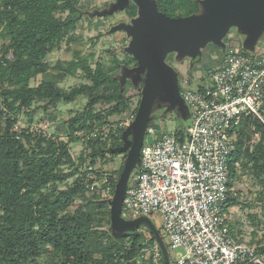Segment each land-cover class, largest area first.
Segmentation results:
<instances>
[{
  "label": "trees",
  "instance_id": "trees-1",
  "mask_svg": "<svg viewBox=\"0 0 264 264\" xmlns=\"http://www.w3.org/2000/svg\"><path fill=\"white\" fill-rule=\"evenodd\" d=\"M156 1L159 10L171 17L198 10L196 0ZM76 6L77 0H0V28L8 37L0 58V97L5 108L0 109V264H147L150 259L144 251L154 245L148 230L137 228L126 236L112 235L109 205L102 201L100 191L87 192L84 179L78 175L85 159L80 156L75 162L68 152V142L35 135L26 128H21L20 138H16L12 130L16 113L30 108L35 100L48 99L54 106L58 101L88 98L83 111L69 119L68 141L82 138L77 134L79 130L101 128V116L95 115L93 121L87 117L98 103L111 104L107 116L129 107L118 81L103 65L92 69L77 52L64 65L52 66L45 60L64 39L72 40ZM126 10L130 16L136 13L134 5ZM63 12L68 15L63 17ZM9 52L11 58L6 57ZM78 70L89 82L68 90L57 85L63 76ZM38 74L40 83L30 86V80ZM136 110L137 105L134 115ZM252 122L264 129L259 120L244 117L231 131L237 130L238 134L227 160L226 209L233 199L230 188L236 174L235 163L244 160L255 177L264 182V136L251 148L243 140V127ZM123 129L110 130L104 140L89 136L90 132L85 135L88 165L94 168L96 160L104 158L108 140H112V147L121 144ZM65 163L72 171L61 169ZM122 168L123 165L117 176L111 174L103 183L104 187L110 186L111 192ZM92 172L97 180L100 174L95 168ZM74 173L77 174L72 184L58 189V182ZM76 200L80 201L75 203ZM42 256L46 260L40 261Z\"/></svg>",
  "mask_w": 264,
  "mask_h": 264
},
{
  "label": "built area",
  "instance_id": "built-area-1",
  "mask_svg": "<svg viewBox=\"0 0 264 264\" xmlns=\"http://www.w3.org/2000/svg\"><path fill=\"white\" fill-rule=\"evenodd\" d=\"M256 49L249 55L235 40L226 44L220 65L208 70L199 86L179 87L191 112L190 124L173 132L148 126L144 134L141 168L126 187L121 216L154 219L168 250H176L175 264H263L264 252L232 235L225 210L227 160L234 149L231 131L244 117L264 124V47L258 53ZM2 50L0 42V58ZM0 109H5L1 97ZM21 128L18 121L13 124L16 138ZM26 129L35 134V129ZM109 131L95 128L89 136L104 140ZM93 169L79 168L87 192L110 198V186L99 190ZM144 251L150 255L147 264H164L155 243Z\"/></svg>",
  "mask_w": 264,
  "mask_h": 264
},
{
  "label": "rangeland",
  "instance_id": "rangeland-1",
  "mask_svg": "<svg viewBox=\"0 0 264 264\" xmlns=\"http://www.w3.org/2000/svg\"><path fill=\"white\" fill-rule=\"evenodd\" d=\"M114 0H77L76 6V24L71 31V41L64 39L58 48L53 49L46 57L47 63L54 66L57 64L64 65L75 57L78 53L79 58L87 61L88 65L93 69L97 64L105 67V70L112 77H116L120 73V66L122 64L130 63L132 59L130 55L124 52V47L128 44L129 38L122 31H117L108 34V29L118 22H128L130 16L127 10L106 16L89 18L87 15L78 16V12L92 11L94 9H103ZM60 14V13H59ZM183 14V13H182ZM63 17L68 15V12L61 13ZM184 16V15H180ZM240 35L235 28H231L223 41L229 45L233 40L239 43L241 47ZM0 42L5 45L8 42V37L0 28ZM264 47V35L260 39L256 53L260 52ZM244 53L253 55L250 52L242 50ZM8 57H12L11 52ZM222 51L209 44L202 50L200 62L189 67L188 59L177 62L173 59V54H170L166 61L178 73L179 87L195 88L199 86L206 75L207 71L220 65L222 61ZM41 81V74L32 78L29 82L30 86H36ZM89 82L84 78L81 70H78L72 75L63 76L58 81V86L63 89H70L81 83ZM123 95L128 99L129 107L119 114L107 116V111L111 104L98 103L88 112L87 117L93 121L95 115H99L102 119L99 120V127L114 130L117 132L121 127H126L127 118L134 115V109L138 106L140 100V88H135L127 80L126 85L121 90ZM88 98L80 96L72 102L58 101L54 106L48 103V99L35 100L28 109H22L16 113L19 126L22 128L35 129V135H42L51 137L56 140L68 142V152L75 162H78L80 156L84 157L83 166L88 165L90 158L86 156L89 149L86 148L85 135L90 132H77L82 138H76L74 141H68L70 128L68 122L75 114L80 113L86 107ZM157 113H161L157 111ZM264 115V113H263ZM54 116V119L51 118ZM107 121V122H105ZM46 122H49L47 125ZM185 121L180 119L174 111L168 112L165 116L160 115L151 126L157 132L166 131L173 132L183 128ZM190 124V121L188 125ZM46 125V127H44ZM187 125V126H188ZM163 128V129H162ZM238 134L237 130L231 132L233 139ZM264 136V129L256 123H250L243 127V140L245 146L252 147V145L262 139ZM112 140H108L105 148V156L103 159L98 158L94 165L95 171L100 174L97 178V187L99 190L103 189L104 181L111 174L117 176L118 171L124 164V155L118 153H110L107 149L111 148ZM63 171H72L68 163L62 164ZM236 174L230 188L232 201L227 205L228 212L227 222L230 227L232 235L241 242L253 246L256 251L264 250V182L261 178L255 177L252 173L250 165L243 160L235 163ZM77 173H74L68 179L58 182V189H65L72 184ZM119 176V175H118ZM133 178V177H132ZM80 200H76L78 203ZM229 214V215H228ZM154 220V219H153ZM155 222V220H154ZM142 228V226L140 227ZM143 230H146L143 228ZM148 236V235H147ZM176 250H170L169 254L172 258L173 264ZM46 260L42 256L40 261Z\"/></svg>",
  "mask_w": 264,
  "mask_h": 264
},
{
  "label": "water",
  "instance_id": "water-1",
  "mask_svg": "<svg viewBox=\"0 0 264 264\" xmlns=\"http://www.w3.org/2000/svg\"><path fill=\"white\" fill-rule=\"evenodd\" d=\"M196 1V12L178 17L159 10L156 0H114L103 9L78 12V16L84 14L89 18L106 17L125 10L131 2L136 6V13L128 22H118L107 31L108 34L122 31L129 38L124 52L136 65L122 64L119 75L113 78L118 81L120 92L127 80L140 88V100L133 119L121 132V144L107 149L113 154H123L125 159L111 197L102 201L109 205L112 235L126 236L142 226L152 235L164 264L173 262L154 220L144 215L124 219L121 208L126 187L141 168L140 148L147 127L171 111L185 121L183 128L191 118L190 109L179 92L178 73L166 59L170 54L177 62L187 58L192 67L200 62L202 50L209 44L224 53L223 39L231 28L243 37L241 49L253 53L264 35V0ZM145 141L151 142V137L146 136Z\"/></svg>",
  "mask_w": 264,
  "mask_h": 264
},
{
  "label": "flooded vegetation",
  "instance_id": "flooded-vegetation-1",
  "mask_svg": "<svg viewBox=\"0 0 264 264\" xmlns=\"http://www.w3.org/2000/svg\"><path fill=\"white\" fill-rule=\"evenodd\" d=\"M131 5H134L135 6V4H133L132 2L129 4V6H131ZM128 6V7H129ZM127 9V8H126ZM135 10H136V6H135ZM132 58V57H131ZM127 64V66H129V67H132V66H134V65H136V62L134 61V59L132 58V60L130 61V63H126ZM179 81V80H178ZM127 82V81H126ZM126 85V84H125Z\"/></svg>",
  "mask_w": 264,
  "mask_h": 264
},
{
  "label": "crops",
  "instance_id": "crops-1",
  "mask_svg": "<svg viewBox=\"0 0 264 264\" xmlns=\"http://www.w3.org/2000/svg\"><path fill=\"white\" fill-rule=\"evenodd\" d=\"M228 212V207H227V209H226V213ZM229 215V214H228Z\"/></svg>",
  "mask_w": 264,
  "mask_h": 264
}]
</instances>
